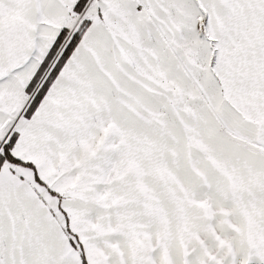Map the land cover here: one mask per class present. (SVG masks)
Here are the masks:
<instances>
[{"label":"snow or ice","instance_id":"6c2138e0","mask_svg":"<svg viewBox=\"0 0 264 264\" xmlns=\"http://www.w3.org/2000/svg\"><path fill=\"white\" fill-rule=\"evenodd\" d=\"M0 264H264V0H0Z\"/></svg>","mask_w":264,"mask_h":264}]
</instances>
